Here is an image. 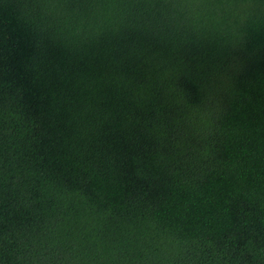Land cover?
<instances>
[{
	"label": "trees",
	"instance_id": "obj_1",
	"mask_svg": "<svg viewBox=\"0 0 264 264\" xmlns=\"http://www.w3.org/2000/svg\"><path fill=\"white\" fill-rule=\"evenodd\" d=\"M0 264H264V0H0Z\"/></svg>",
	"mask_w": 264,
	"mask_h": 264
}]
</instances>
